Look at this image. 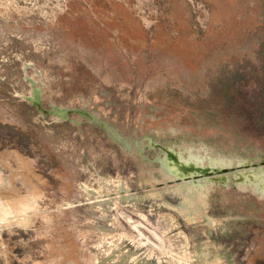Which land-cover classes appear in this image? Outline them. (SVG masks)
Wrapping results in <instances>:
<instances>
[{
  "label": "rangeland",
  "instance_id": "obj_1",
  "mask_svg": "<svg viewBox=\"0 0 264 264\" xmlns=\"http://www.w3.org/2000/svg\"><path fill=\"white\" fill-rule=\"evenodd\" d=\"M150 96L259 128L264 0H0V264H264L240 174L213 178L209 221L184 214L91 116L134 126ZM247 159L264 173V146Z\"/></svg>",
  "mask_w": 264,
  "mask_h": 264
},
{
  "label": "bare ground",
  "instance_id": "obj_2",
  "mask_svg": "<svg viewBox=\"0 0 264 264\" xmlns=\"http://www.w3.org/2000/svg\"><path fill=\"white\" fill-rule=\"evenodd\" d=\"M100 92L117 107L122 105L120 104L122 97L117 92L109 93L110 89L104 86H100ZM68 94L69 89H66L65 95ZM36 97L39 98L37 94L35 100ZM144 101L141 111L138 114L135 111L137 117L134 118V126L126 124L127 122L124 124L120 117L117 120H113L112 117L101 119L95 114H90L123 148L139 158L137 161L139 167L153 181L162 180L164 176L169 180H175L160 191L159 202L163 201L181 209L185 211L184 214L202 211L205 220H208L206 208L209 203L207 197L210 194L209 187L213 178L226 177L227 173L224 172L227 170L240 174L236 177H243L244 184L251 187L264 202V173L259 171V162H249L247 159L258 148L264 146V123L259 128L255 126L257 129L250 130L244 126L247 123L243 124L232 114L205 108L184 109L174 104L166 105L164 100L153 96L147 97ZM113 108L111 106V111ZM56 109L60 113H65L69 107L61 104ZM169 134L175 135V140L182 143L176 147ZM144 159L153 162L158 168L151 167ZM250 171L253 173L246 175V172ZM115 187L123 192L122 196L126 194L125 182ZM154 194L157 193L149 195L147 201H153V198L157 197ZM124 197L136 199L131 195ZM101 201L109 206V202ZM254 205L260 212L264 211V205L257 202H254Z\"/></svg>",
  "mask_w": 264,
  "mask_h": 264
}]
</instances>
